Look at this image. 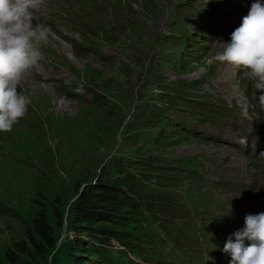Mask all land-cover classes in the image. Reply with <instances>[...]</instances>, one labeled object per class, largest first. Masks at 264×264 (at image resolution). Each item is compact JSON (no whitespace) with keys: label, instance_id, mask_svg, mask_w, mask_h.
Masks as SVG:
<instances>
[{"label":"rangeland","instance_id":"1","mask_svg":"<svg viewBox=\"0 0 264 264\" xmlns=\"http://www.w3.org/2000/svg\"><path fill=\"white\" fill-rule=\"evenodd\" d=\"M51 3L43 59L18 86L31 103L0 133V264H168L165 237L189 216L193 160L234 153L173 121L229 78L214 60L227 41L205 31L196 0ZM180 22L210 48L187 45ZM232 77L258 97L249 76ZM251 174L264 204V155Z\"/></svg>","mask_w":264,"mask_h":264},{"label":"clouds","instance_id":"2","mask_svg":"<svg viewBox=\"0 0 264 264\" xmlns=\"http://www.w3.org/2000/svg\"><path fill=\"white\" fill-rule=\"evenodd\" d=\"M44 0H0V133H8L24 117L31 103L18 91L24 75L41 59L40 44L48 30L33 25V12ZM214 60L248 71L264 109V3L255 0L242 22L223 43ZM234 236V239H233ZM249 243L246 245L245 241ZM223 251L230 264H264V212L248 214L244 227L229 236Z\"/></svg>","mask_w":264,"mask_h":264},{"label":"trees","instance_id":"3","mask_svg":"<svg viewBox=\"0 0 264 264\" xmlns=\"http://www.w3.org/2000/svg\"><path fill=\"white\" fill-rule=\"evenodd\" d=\"M125 195V194H124ZM126 197V196H125ZM128 198V201H129V205L132 207V208H134V209H136V208H138L140 205H141V203L140 202H138V204L135 202V203H133L132 201H133V197H131V198H129V197H127ZM108 215H111L110 213L108 214Z\"/></svg>","mask_w":264,"mask_h":264},{"label":"bare ground","instance_id":"4","mask_svg":"<svg viewBox=\"0 0 264 264\" xmlns=\"http://www.w3.org/2000/svg\"><path fill=\"white\" fill-rule=\"evenodd\" d=\"M228 38H229L228 36H223V40H227Z\"/></svg>","mask_w":264,"mask_h":264}]
</instances>
